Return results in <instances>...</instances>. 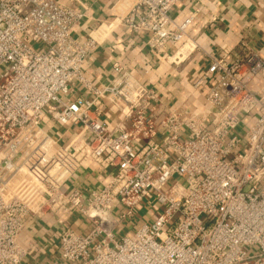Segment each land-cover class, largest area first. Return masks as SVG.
Masks as SVG:
<instances>
[{"label": "built area", "instance_id": "2783aa9c", "mask_svg": "<svg viewBox=\"0 0 264 264\" xmlns=\"http://www.w3.org/2000/svg\"><path fill=\"white\" fill-rule=\"evenodd\" d=\"M178 2L123 0L81 39L86 0H0V264H264L261 51L208 56L205 108L166 107L120 62L104 85L85 75L117 27L153 52L181 44L175 59L197 50ZM92 162L108 182L68 189ZM32 227L45 235L24 238Z\"/></svg>", "mask_w": 264, "mask_h": 264}, {"label": "crops", "instance_id": "0c3cea01", "mask_svg": "<svg viewBox=\"0 0 264 264\" xmlns=\"http://www.w3.org/2000/svg\"><path fill=\"white\" fill-rule=\"evenodd\" d=\"M86 1L91 5L92 19L74 29L76 38L86 36L89 28L96 25L95 20H111L128 5L123 4V0ZM171 15L179 22L193 16L189 35L198 44L197 50L184 51L175 59L173 56L181 44L153 52L145 45L147 34L117 27L87 62L86 77L96 86L104 85L114 76L113 64L120 62L146 85L158 90L159 99L166 107L205 108L204 92L195 91L193 84L207 68L209 55L220 56L224 50L244 54L249 44L264 55V0H180ZM85 93L84 88L77 87V95ZM105 115L118 120L116 111L109 106H105ZM112 172V169L89 163L72 178L68 189L100 188L108 182ZM79 224L81 232L88 231L86 225ZM42 234L45 235L40 228L32 227L25 231L24 238ZM59 253L58 244L51 243L43 258L51 260Z\"/></svg>", "mask_w": 264, "mask_h": 264}, {"label": "rangeland", "instance_id": "374dc122", "mask_svg": "<svg viewBox=\"0 0 264 264\" xmlns=\"http://www.w3.org/2000/svg\"><path fill=\"white\" fill-rule=\"evenodd\" d=\"M244 135V134H243ZM175 180V178H173L170 182H169V184L168 185H170L173 181ZM142 212L143 213H146L147 212V208H143V210H142ZM147 219H146V217H145V220L144 221H146ZM136 222L137 223H140V221H139V219H137L136 220ZM131 232V230L129 229V227H125L124 228V230L121 228V229H119V230H117V232H116V236L117 237H121L122 235H124V234H126V233H130Z\"/></svg>", "mask_w": 264, "mask_h": 264}]
</instances>
